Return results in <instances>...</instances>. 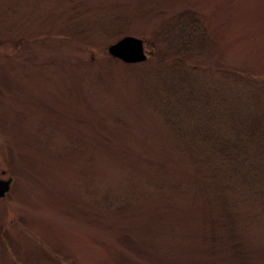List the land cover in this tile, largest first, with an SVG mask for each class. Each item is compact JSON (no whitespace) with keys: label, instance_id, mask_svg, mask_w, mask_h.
<instances>
[{"label":"rangeland","instance_id":"rangeland-1","mask_svg":"<svg viewBox=\"0 0 264 264\" xmlns=\"http://www.w3.org/2000/svg\"><path fill=\"white\" fill-rule=\"evenodd\" d=\"M183 11L203 26L178 51ZM125 35L146 60L110 55ZM207 108L264 118V0H0V264H264V198L227 192L236 247L166 119Z\"/></svg>","mask_w":264,"mask_h":264},{"label":"trees","instance_id":"trees-1","mask_svg":"<svg viewBox=\"0 0 264 264\" xmlns=\"http://www.w3.org/2000/svg\"><path fill=\"white\" fill-rule=\"evenodd\" d=\"M174 26H177L176 30ZM202 26L203 23L194 13L183 11L167 23L165 31L169 32L165 33L163 38L168 41L169 47L178 51L188 50L192 48L193 35L197 34ZM151 46L152 49L155 48L154 44ZM208 101L209 99L205 100L206 105ZM210 113L211 110L207 108L206 115L202 116L204 124L198 125L202 126L198 129H195L197 126L178 129L171 116L166 119L175 132L179 131V139L184 140L180 145L187 154L196 159V163H200L201 172L205 173L202 169L208 165V172L213 173L210 177L212 184L207 188L216 191L215 196L220 198L223 213L233 217L229 218L230 222L224 221V227L227 228V238L239 247L238 239L241 235L234 218L235 212L232 213L231 208L237 201L233 200L234 197L232 201L228 199L227 192H238L237 188L242 187L240 192H243L242 195H245L248 202H255V198H264V118L259 119L258 116L251 115L241 120L231 116L229 119H221L218 123L206 118L208 115L211 117ZM236 120L240 122L235 123ZM178 123L182 125L180 121ZM192 136L198 139L194 147L190 142ZM213 236L215 237V234Z\"/></svg>","mask_w":264,"mask_h":264},{"label":"water","instance_id":"water-1","mask_svg":"<svg viewBox=\"0 0 264 264\" xmlns=\"http://www.w3.org/2000/svg\"><path fill=\"white\" fill-rule=\"evenodd\" d=\"M110 55L125 62L134 63L146 60L147 54L143 39L133 35H125L108 46ZM13 178H0V197L10 191Z\"/></svg>","mask_w":264,"mask_h":264}]
</instances>
